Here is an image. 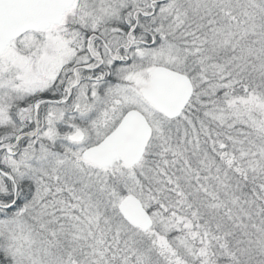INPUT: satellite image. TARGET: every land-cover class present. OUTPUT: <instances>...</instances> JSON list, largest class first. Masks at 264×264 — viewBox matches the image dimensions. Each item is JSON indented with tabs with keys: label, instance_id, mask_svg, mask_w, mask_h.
<instances>
[{
	"label": "snow or ice",
	"instance_id": "1",
	"mask_svg": "<svg viewBox=\"0 0 264 264\" xmlns=\"http://www.w3.org/2000/svg\"><path fill=\"white\" fill-rule=\"evenodd\" d=\"M0 264H264V0H0Z\"/></svg>",
	"mask_w": 264,
	"mask_h": 264
}]
</instances>
